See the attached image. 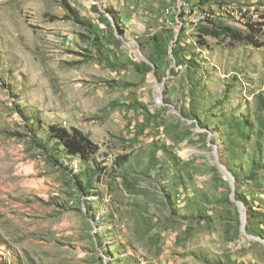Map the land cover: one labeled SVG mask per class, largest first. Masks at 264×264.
Masks as SVG:
<instances>
[{
  "label": "rangeland",
  "instance_id": "obj_1",
  "mask_svg": "<svg viewBox=\"0 0 264 264\" xmlns=\"http://www.w3.org/2000/svg\"><path fill=\"white\" fill-rule=\"evenodd\" d=\"M260 99L264 0H0V264H264ZM50 125L98 144L89 188Z\"/></svg>",
  "mask_w": 264,
  "mask_h": 264
},
{
  "label": "trees",
  "instance_id": "obj_2",
  "mask_svg": "<svg viewBox=\"0 0 264 264\" xmlns=\"http://www.w3.org/2000/svg\"><path fill=\"white\" fill-rule=\"evenodd\" d=\"M72 19L76 22L82 21L74 10H70ZM249 27V31L245 32L241 29L233 28L230 25L216 22L212 19H207L205 23L199 26V32L203 36H210L212 38H229L235 41H247L249 44L258 46L254 37L262 35L261 27ZM190 61V60H189ZM264 107L263 100L258 101V108L262 110ZM264 118V116H263ZM240 121V118H236ZM28 146L37 150L42 158L51 165L61 169L68 170L74 176L82 177L86 180V188H89L91 178L96 170L93 156L98 151V144L95 143L87 133L77 127L65 128L59 125L48 126L47 136L45 140L38 138L34 133L28 135ZM123 160L127 158L126 155L121 156ZM91 162L92 173H89L87 168L83 171H75L76 166H81ZM98 176H96L97 178ZM248 200V199H247Z\"/></svg>",
  "mask_w": 264,
  "mask_h": 264
}]
</instances>
